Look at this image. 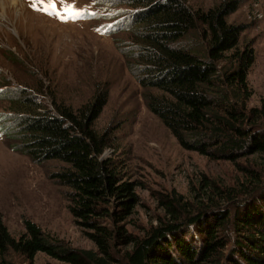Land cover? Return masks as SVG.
Listing matches in <instances>:
<instances>
[{"label":"trees","instance_id":"16d2710c","mask_svg":"<svg viewBox=\"0 0 264 264\" xmlns=\"http://www.w3.org/2000/svg\"><path fill=\"white\" fill-rule=\"evenodd\" d=\"M120 1L132 6L123 29L133 40L122 52L149 91L148 108L187 150L257 161L244 168V180L204 176L197 188L190 186L191 196L173 191L156 224L143 236L127 234L119 223L138 203L136 184L125 179L120 163L101 159L112 137L95 128L108 88H99L79 108L54 95L48 103L50 94L42 86L0 92L9 101L0 114L1 135L11 149L37 163L63 162L51 176L70 189L69 209L97 245L96 250L72 248L31 220L16 239L0 220V264L12 249L29 258L43 252L69 264H264V174L256 170L264 166V113L248 107L254 54L238 49L244 27L227 19L240 0L208 9L187 0ZM194 35L205 39L201 55L175 43Z\"/></svg>","mask_w":264,"mask_h":264},{"label":"rangeland","instance_id":"374dc122","mask_svg":"<svg viewBox=\"0 0 264 264\" xmlns=\"http://www.w3.org/2000/svg\"><path fill=\"white\" fill-rule=\"evenodd\" d=\"M187 1L196 9H208L223 0ZM65 3L81 14L63 13ZM16 4L5 12L0 6V92L42 86L50 94L48 103L54 95L58 102L79 108L99 88H108V101L95 128L112 137L101 159L120 163L125 179L136 184L138 203L133 214L119 223L127 234L143 236L164 216L166 196L173 191L191 196L190 186L197 188L204 176L228 183L245 179L244 168L253 167L256 156L230 161L187 150L148 108L144 94L149 91L129 69L122 52L133 40L132 33L123 29L131 5L119 0H56V12L69 17L62 20L44 11L40 0ZM227 19L244 27L238 49L254 54L248 70L253 91L248 107L264 113V0H240ZM204 40L194 35L175 43L201 55ZM6 98H0V114L9 109ZM8 142L0 133V220L10 234L19 239L31 220L72 248L96 250L87 234L90 229L79 225L69 209L70 189L51 176L63 162L37 163L11 149ZM256 170L264 174V166ZM5 260L6 264H69L43 252L29 258L15 249L6 253Z\"/></svg>","mask_w":264,"mask_h":264},{"label":"snow or ice","instance_id":"6c2138e0","mask_svg":"<svg viewBox=\"0 0 264 264\" xmlns=\"http://www.w3.org/2000/svg\"><path fill=\"white\" fill-rule=\"evenodd\" d=\"M40 3L43 4L44 11H52L59 15L60 19L62 20H66L69 18L68 15L56 12V0H47V3H44V0H40ZM33 6L36 7L37 5L34 3ZM63 13H70L76 16H79L81 14L74 5H69L67 3L64 4Z\"/></svg>","mask_w":264,"mask_h":264},{"label":"bare ground","instance_id":"6f19581e","mask_svg":"<svg viewBox=\"0 0 264 264\" xmlns=\"http://www.w3.org/2000/svg\"><path fill=\"white\" fill-rule=\"evenodd\" d=\"M17 3V0H0V6L3 8L4 12H5V9L9 6L10 7H13L15 6V4ZM17 5V4H16ZM0 7V8H1ZM5 14V13H4ZM33 14V13H32ZM5 16V15H4ZM43 17V16H40V18ZM4 20V19H3ZM11 20V19H10Z\"/></svg>","mask_w":264,"mask_h":264}]
</instances>
